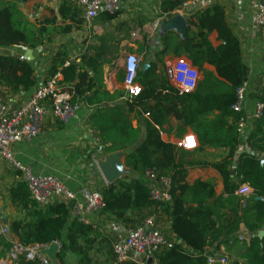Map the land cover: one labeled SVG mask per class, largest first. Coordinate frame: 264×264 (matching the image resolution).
Listing matches in <instances>:
<instances>
[{
	"label": "trees",
	"instance_id": "16d2710c",
	"mask_svg": "<svg viewBox=\"0 0 264 264\" xmlns=\"http://www.w3.org/2000/svg\"><path fill=\"white\" fill-rule=\"evenodd\" d=\"M185 2L186 0H163L160 4L162 15L172 19L174 12ZM65 11L80 14L70 6H63L60 13L64 17ZM116 16L104 17L112 20ZM212 33L217 34L220 42L218 46L210 42ZM160 38L164 48L156 55L158 62H163L168 54L185 56L197 72H203L204 83L200 88L196 86L190 93L181 92L170 85L166 78L157 75L158 65L151 63L145 71H139L137 75V83L142 88L141 94L131 98L126 108L101 109L93 119V127L99 138L110 144L105 153L135 147L139 131L132 126V115L136 114V108L144 101L159 98L160 105L146 110L149 120L145 121L144 142L126 155L125 165L133 173L142 175L148 172H171L172 201L157 203L151 199L150 189L139 179L124 178L110 183L102 192L104 208L101 214L125 220L130 213L159 208L161 213L173 219V231L178 241H181V244H173L161 255L159 264H206V247L217 244L219 248L231 242H239L237 239L234 241L243 221L238 210L244 214L245 211L254 210L250 221L246 222L250 239L242 243L247 258L243 264H264V237H257V233L264 227V162L260 158L264 155V109L262 116L256 120L254 132L248 138L252 154H242L236 176L233 177L230 173L240 143V124L244 119L241 111L234 110L238 101L237 89L247 81V68L241 59L240 43L226 23L224 9L218 5L195 15L183 37L169 30ZM22 44H30L35 48L40 41L31 44L26 33L15 26L12 8H0V47ZM206 64L216 68L220 79L212 72L203 71ZM93 67V71L101 78L102 65L96 63ZM77 69L73 64L63 68L64 81L73 82ZM56 74L57 66L54 65L50 76ZM79 77L83 82L71 89L75 96L85 95L93 87V80L86 81L89 74L81 73ZM0 85L12 92L31 88L35 85L34 70L19 57L0 55ZM159 87L165 93L158 91ZM102 94L109 95L106 92ZM97 95L99 93L94 97ZM258 102L264 107V95ZM167 115L184 121L197 132L199 146L195 152L161 141L160 130ZM212 115H215L214 118L209 119ZM206 148H225L228 152L220 161L211 163L194 158L195 154ZM190 167H210L216 170L223 179V194L216 196L210 183L202 180L195 181L193 185L186 183V172ZM244 184L254 192L253 208L247 202L250 207L243 209L241 200L235 196ZM256 197L261 200H255ZM10 200L25 212V217L11 219V239L0 236V245L3 248L0 258L11 249L13 242L23 246H50L58 242L61 247L57 259L61 263H64L68 254L74 256L76 264L114 263V246L94 224L80 222L72 215L75 207L73 202L54 201L41 206L32 199L27 184L22 181L11 189ZM235 205L239 206L238 210H232V214L225 212L227 208ZM184 244L197 251L198 255L187 251ZM14 264L36 263L26 261L24 256H20ZM122 264L137 263L126 261ZM233 264L241 263L236 261Z\"/></svg>",
	"mask_w": 264,
	"mask_h": 264
},
{
	"label": "crops",
	"instance_id": "0c3cea01",
	"mask_svg": "<svg viewBox=\"0 0 264 264\" xmlns=\"http://www.w3.org/2000/svg\"><path fill=\"white\" fill-rule=\"evenodd\" d=\"M120 1L122 3L121 11L115 18L108 20L104 16H100L88 23L83 10L72 6L67 0H0V8L7 6L12 8L15 26L26 33L30 43L40 41V44L35 48L30 44L0 47L1 56L19 58L23 56L24 61L34 70L35 85L31 88H21L17 92H12L4 85H0V91L11 108L21 106L42 82L54 77L50 76L54 65L57 66L56 75H60L59 80L66 86L69 93L71 89L83 82L79 77L81 73L89 74L86 81L93 80L91 91L85 95L75 96L71 90L72 102L79 106L76 116L71 121L63 124L55 121L49 115L43 121L40 133L35 139L14 143L11 146L15 159L29 167L33 174L54 176L67 186L75 196L73 201L75 207L72 211L74 217L80 215L86 194L92 191L102 193L110 184L100 169L101 163L119 164L121 167L118 180L137 178L149 189L156 185L155 180L148 174H136L126 167L125 157L144 142L146 138L145 121L149 120L146 110L155 108L157 104L160 105V99L150 98L136 108V114L132 115V126L139 131V139L136 146L128 148V150L105 153L106 147L110 144L99 138L93 127V119L101 109L126 108L131 100L127 96L124 86V64L129 55H135L139 59L138 72L145 71L151 63H155L158 65L157 75L166 78L168 83L176 88L174 75L177 65L181 60L189 64L190 62L185 56L178 57L174 54L165 56L163 62L160 60L158 62L156 58L157 53L164 48L160 38L162 34L169 30L178 34L174 29L163 28L168 21L176 16H181L185 20L187 28L199 12L216 5L224 9L226 23L240 43L241 59L247 68L246 88L241 107L244 123L239 131L238 151L230 167L233 177L236 176L241 155L252 154L248 138L256 127V120L253 117L256 104L259 98L264 95V27H257L253 24L252 0H206L196 6H191V0H186L184 5L174 12L172 19H167L161 13L160 4L163 0ZM63 6H70L80 14L75 15L74 12L65 11L64 17L60 13ZM209 39L214 46L220 44L216 33H212ZM28 53L30 58L26 57ZM96 63L102 65L101 78L92 69ZM71 64L78 67L77 74L73 82H65L62 70ZM193 68L197 71L195 67ZM203 71L212 72L218 77L217 70L212 65H204ZM197 74L195 88L196 86L200 88V85L204 83V74L202 71ZM157 90H162L161 92L165 93V90L160 87ZM104 92L109 95L104 96L102 94ZM97 93L99 95L94 97ZM216 114L217 112H215ZM214 116H209V119ZM190 135L195 137L198 148L199 136L197 132L191 126L186 125L184 121L178 120L172 115L166 116L160 130L162 142L181 147L180 143ZM197 148L189 151H194ZM227 152L228 150L225 148H206L203 152L195 154L194 158L211 163L220 161L227 155ZM260 158L263 162L264 155ZM186 173V183L189 185H193L197 180H202L210 183L216 196L223 194V179L213 168L190 167L187 168ZM165 174L171 175L172 173L166 172ZM21 181L24 182L21 173L0 155V230L2 227L9 229L12 218L25 217V212L10 200L11 189ZM244 186L248 187L246 184L242 187ZM240 189L235 196L241 200L242 208H247L249 205L247 202H250L251 206L248 207L253 208L255 206L252 203L253 190L250 188V193L241 195ZM258 198L260 197H256L255 200H261ZM238 208L239 206L235 205L227 208L225 212L232 214V210H238ZM238 211V215L243 221L240 223L234 241L237 239L239 242L236 244L231 242L219 248H217V244L210 245L204 251L207 257L227 255L233 262L237 261L241 264L246 262L245 248L242 243L248 242L250 239L246 222L250 221L255 211H245V214L241 210ZM148 216L156 218L160 231L173 244H181L173 231V219L161 213L160 209L156 207L147 211L130 213L125 220H117L101 213L90 214L87 218L114 246L126 238L130 228L141 224ZM262 230L264 231V227ZM6 238L11 239L10 234ZM58 245L60 251V243ZM183 247L192 254L198 255V252L193 251L188 245L184 244ZM2 250L0 245V253ZM8 255L9 251H6L5 255L1 256L0 264H14ZM52 264H76V261L72 254H68L64 263L56 258Z\"/></svg>",
	"mask_w": 264,
	"mask_h": 264
},
{
	"label": "built area",
	"instance_id": "2783aa9c",
	"mask_svg": "<svg viewBox=\"0 0 264 264\" xmlns=\"http://www.w3.org/2000/svg\"><path fill=\"white\" fill-rule=\"evenodd\" d=\"M206 0H191V6H196ZM69 4L82 9L86 22L90 23L100 16H114L121 11L120 0H67ZM254 9L253 24L257 27H264V0H252ZM21 60L25 58L20 57ZM139 59L135 55H129L124 64V86L129 98L138 97L142 88L137 83L139 70ZM197 71L187 62L180 61L176 67L174 81L176 87L184 93L194 90ZM60 75H56L42 82L34 91L32 96L18 108H11L6 101L4 94L0 91V155L6 159L18 172L21 173L24 182L27 184L33 200L39 205L46 206L54 201L72 203L75 200L74 194L58 178L50 175H35L29 167L19 163L12 151L14 143L31 141L35 139L41 130L43 121L51 117L60 123L66 124L77 114L79 106L72 102L71 95L61 81ZM246 83L237 89V104L235 111H241L242 101ZM263 105L256 104L254 119L262 116ZM244 119L240 124L243 127ZM180 146L185 150L197 148V142L193 135L187 136ZM155 180V186L150 188V197L157 203H169L172 201V178L169 174L146 173ZM247 186L240 189V194L250 193ZM104 208L103 196L99 191H92L85 195V203L80 215L77 217L80 222L91 224L87 218L90 214L101 213ZM159 209V208H158ZM95 227V226H94ZM0 235L7 237L9 229L2 227ZM173 243L164 235L154 216H148L145 220L129 229L126 238L114 245L115 260L113 264H122L126 261L137 264H159L161 255L172 247ZM49 246H23L13 242L9 250V259L14 263L20 256L26 261L36 264H52L46 249ZM206 264H232L227 258L209 256Z\"/></svg>",
	"mask_w": 264,
	"mask_h": 264
},
{
	"label": "water",
	"instance_id": "95a60500",
	"mask_svg": "<svg viewBox=\"0 0 264 264\" xmlns=\"http://www.w3.org/2000/svg\"><path fill=\"white\" fill-rule=\"evenodd\" d=\"M165 29H174L179 34L180 37L184 36L185 28H186V22L181 16H176L172 20L168 21L164 27ZM29 57V53L26 56ZM264 162V159H263ZM120 165L119 164H113L111 162L101 163L100 169L102 170V173L104 174L106 180L109 183H114L118 180V173L120 171ZM260 199V198H258ZM257 237L263 238L264 237V231H259L257 233ZM46 252L48 256L50 257L51 261H54L57 258V254L59 252V245L57 242L51 244L47 249Z\"/></svg>",
	"mask_w": 264,
	"mask_h": 264
},
{
	"label": "rangeland",
	"instance_id": "374dc122",
	"mask_svg": "<svg viewBox=\"0 0 264 264\" xmlns=\"http://www.w3.org/2000/svg\"><path fill=\"white\" fill-rule=\"evenodd\" d=\"M216 257H223V258H227V259L230 261V263H232V264H233V261H232V259H230V257H229V256H227V255H223V256H216Z\"/></svg>",
	"mask_w": 264,
	"mask_h": 264
}]
</instances>
